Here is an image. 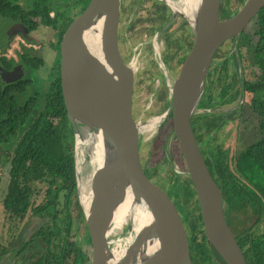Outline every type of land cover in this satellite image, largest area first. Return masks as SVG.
Wrapping results in <instances>:
<instances>
[{"label":"water","instance_id":"95a60500","mask_svg":"<svg viewBox=\"0 0 264 264\" xmlns=\"http://www.w3.org/2000/svg\"><path fill=\"white\" fill-rule=\"evenodd\" d=\"M162 1L173 17L183 16L188 36L179 44L176 71L166 83L168 104L146 123L135 115V69L120 47L122 0H89L61 36L60 85L74 134V150L84 142V151L90 158L94 143L98 142L94 136H98L102 152L101 162L90 166L89 191L83 192L89 198L86 206L82 192L79 195L89 237L88 264H192L187 231L171 180L160 176L140 155V131L156 118L160 122L170 119L177 175L188 182L207 243L225 264H254L253 257L246 258L238 232L227 222L222 191L207 167L191 120L215 52L225 41L240 36L264 7V0H240L233 10L222 0H197L190 17L169 1ZM15 31H9L6 38ZM87 33L97 38L96 54L86 42ZM22 74L19 66L10 71L0 67L3 82ZM74 156L78 189V161L75 153ZM127 195L149 217L124 251L118 253L111 245L109 233L114 215Z\"/></svg>","mask_w":264,"mask_h":264},{"label":"trees","instance_id":"16d2710c","mask_svg":"<svg viewBox=\"0 0 264 264\" xmlns=\"http://www.w3.org/2000/svg\"><path fill=\"white\" fill-rule=\"evenodd\" d=\"M72 1L83 7L89 2ZM134 4L133 1L130 5L133 10ZM48 11V7L39 2L22 5L18 0H0V33L3 32L1 31L3 27L7 28L14 22L30 25V28L34 29L39 23L32 19L34 17H46L52 22ZM69 20L63 21V25L58 29L56 48H59L61 36ZM253 36L258 38L253 48L251 77L246 79L242 73L240 75L235 72L234 89L227 92L224 89L226 85L222 88L223 92L220 95L226 93L224 99L217 100L213 91L209 89L204 91L191 120L207 167L222 191L224 211L231 228H234L232 218L235 220V216L239 219L240 216L246 215V208L252 207L254 210L257 208L260 211L264 209V7L240 34V39L235 45V53L231 55L235 62L236 57L240 58V40L250 42ZM1 43L0 50H4L6 43ZM17 56L26 71L25 75L13 81L0 82V164L7 173L1 202L7 222L11 225V221L21 222L28 214L44 220V223L22 242L18 250L35 246L29 259L37 258L31 264H88L89 250L82 248L78 240H69L74 222L67 211V205L63 203L75 189L76 177L74 134L66 116L58 63L52 68L51 78L43 89L28 75L31 70L35 71L42 66V58L32 56L26 48L17 51ZM0 64L11 68L15 60L12 57L0 56ZM236 83L238 85L235 87ZM247 92L251 94L248 106L261 119L258 128L260 136L238 151L234 158L235 169L232 170L227 162L226 152L220 146L216 148L209 146L223 114L214 111L200 113L196 110L212 107L216 100L220 106H230L227 112L230 110L232 112L227 115L233 114L239 119L238 113ZM161 98L164 100L165 108L168 104L166 90L161 94ZM238 98L239 102L233 104ZM170 133L171 122L167 118L153 139L158 143L159 150H164L165 153L168 151L169 155L172 152L171 148H167L166 140ZM151 162L148 160L156 169V164L159 163ZM171 187L183 216L192 264H225L205 239L191 200L188 182L176 176ZM41 191L43 197L35 205L34 198ZM79 215L80 221H84L81 208ZM248 230L247 227H243L237 233L238 242L246 258L253 257L254 264H264V232L253 239ZM85 233V240L89 243L87 229ZM38 237L41 243L46 244L42 250L38 248L40 244ZM7 251L0 244V262Z\"/></svg>","mask_w":264,"mask_h":264},{"label":"rangeland","instance_id":"374dc122","mask_svg":"<svg viewBox=\"0 0 264 264\" xmlns=\"http://www.w3.org/2000/svg\"><path fill=\"white\" fill-rule=\"evenodd\" d=\"M37 1H39L40 4H46L48 7L50 6L49 16H53V18L55 14H57L58 16L62 14V16H67L64 10H61L62 14H60V12L57 13L55 8L60 9L66 5L64 3L60 4L55 0H18V3L22 5H30ZM239 1L240 0H222V3L225 4L227 8L229 7L230 10H233L240 4ZM122 2H124L125 6L128 4V0H122ZM71 6H73V8L71 7V11L69 10L70 15L79 8L78 4H72ZM152 7L153 5L151 6V2L145 1L142 4V7L135 11L132 16L130 14L132 13L133 9L131 6L128 5L127 9L123 12L119 24V26L123 28L124 22H126L131 17L134 19L133 23L131 24V28L125 29L126 32L124 31L125 34L122 35V39L120 40V47L125 59L133 65L134 69L136 68L133 96L134 111L136 110L135 115L143 123H146L148 119L161 114L165 110V108L163 107L164 100L161 98V94L166 90L168 97V87L166 83L171 81L172 76L176 71V60L178 58L179 52L181 51L179 49V44H181L182 41H186V38L188 36V27L186 29H183L181 32H176L175 34L179 37V40H176L174 43L176 36L172 37L173 40L170 42V46L168 49L169 52L168 54L164 55L165 51H167V49L165 48L166 45L162 41L163 38L161 36H158L157 32L158 26L161 24L162 20L159 21L158 19H156L155 13H149V10H151ZM39 21V27L33 33L37 41L28 42L22 39L20 36L16 35L5 46L4 50H0V55L15 57L16 52L21 49L22 45L25 47H37L40 45L41 47H43L41 48L42 51H40V54L44 58V64L41 68L34 72L33 76L41 80L42 87L44 88L48 83L47 81H49L51 78V75H47L51 67L53 51L48 50L46 44L49 40L52 39L54 26L53 23L49 22L46 17H40ZM176 25L177 22L173 25V27H171L170 30H173ZM5 28L6 27H3L2 29ZM248 31L249 30H247V32ZM257 38V36H253L250 42H244L243 39L240 40V67L238 65L231 67L229 65L230 61H227L229 63L223 64V66H220V69L217 70L219 71V73H217L215 78L217 76L220 77H217V80H214L215 85H213L211 88H208L209 90L213 91L215 97H217V100L225 98L226 93L220 95V93L223 92L222 88L225 85L226 87L224 89H226L227 92H231L234 89L233 78L235 72H238L240 75L242 73L243 77L246 79L251 77L253 48L257 41ZM232 46V42L227 41L222 45L221 50L229 52L232 50ZM222 60L223 58L219 55L217 58V63ZM226 60L227 59L225 58V61ZM37 83H40V81H37ZM237 85L238 83L235 84V87ZM204 91H207V86ZM250 96V93H245V98H243L242 100L243 104L241 110L238 113L240 118L231 121L230 123H226L221 127V129L217 133L218 139L216 141L217 143L222 145L223 149L227 150V162L232 170L235 169L234 158L237 155L238 151L242 149L246 144L252 142L254 139L258 138V136H260L258 128L261 119L248 106L250 102ZM239 100L240 98L236 99L233 104L238 103ZM217 102L218 101L215 100L214 105L209 108L215 107L217 109V112L220 111L221 114H223L224 111L226 112V110L230 108L229 105L220 106L217 104ZM163 122H160L155 125L154 128L150 131H140V155H142L141 158L143 161L148 160V157L150 155V158L153 159L154 163H159L156 164V170H158V168L160 169V171L158 170L157 173L160 176L166 174L168 178L173 180L176 179L178 173H176L177 157L175 155L176 150L174 147V141L172 139V136L169 135L166 140L167 148H171V155H169L168 151H166V153L164 152V150L160 151L157 147L158 143L153 141L154 137L156 136L159 130L160 125ZM151 150L152 154L150 152ZM84 155L86 156L85 163L82 166H79L77 162V183L79 190L76 186V189H74L70 193L66 201L63 200V203L67 205V211L69 212L71 219L74 222L71 232V237H74H70L69 240L76 239L79 241L80 246H83L89 250V246L86 245L83 239L86 230L84 226L85 223L84 221H80L79 218V195L82 192L80 184H83L85 186V182H87L90 177V166L87 163L88 155L86 152L84 153ZM6 180V170L0 164V244L2 247H5L8 250L6 255L3 256L0 264H31V262L37 258L34 257L33 260L29 259V256L32 254L33 251L32 249L35 246H32L31 248H26L25 250L21 251L18 250L20 249L22 242L27 240V238L32 234V232L44 223V220L41 217L32 216V214H28L21 222L11 221L12 225L7 222L8 220L6 218V213L3 209L1 202L3 198V189L5 188ZM42 197L43 192L41 191L34 198L35 205L41 201ZM60 201L62 203V196H60ZM58 207L60 208L61 204L58 205ZM245 212L247 214L242 217L240 216L239 219H237L236 216L235 220H233L232 218L234 231L240 232L243 227L250 226L256 220L257 212L254 210V208L248 207L246 208ZM129 224L130 222L129 220H127L125 223L122 224L120 228H113V226L111 225L109 240L111 241L112 246H115L117 240H125L127 237L134 235L133 231L127 228ZM38 242L40 243L38 246L39 249L42 250L46 247L45 242L41 243L39 237ZM123 246L124 245L122 244V247Z\"/></svg>","mask_w":264,"mask_h":264},{"label":"flooded vegetation","instance_id":"af4514ba","mask_svg":"<svg viewBox=\"0 0 264 264\" xmlns=\"http://www.w3.org/2000/svg\"><path fill=\"white\" fill-rule=\"evenodd\" d=\"M29 1V0H28ZM56 2H59L60 4L61 3H64L66 6H64L63 8H60V9H57V8H55V10L57 11V13H59L60 12V14H62L61 13V10L63 11H65V13H66V15L67 16H62V15H57V14H55L54 15V18H53V16H49L50 15V13H49V17H50V19L52 20V22L51 23H53V29H54V32H53V35H52V39L51 40H49L48 42H47V44H46V47L48 48V50H50V51H53V57H52V59H51V67H50V69H49V72H48V75L47 76H49V75H51V72H52V68L54 67H56L57 66V63H58V70H59V66H60V50H59V48H60V42H59V48H56V40H57V34H58V29L59 28H61V26L63 25V21H68L69 19V21H71V19L75 16V15H77L80 11H82L85 7H83L81 4H78V9L75 11V12H73L71 15H70V11H71V7L73 8V6H71L72 4H77L76 2L75 3H73V2H71L72 0H55ZM135 2V4H134V10L132 11V13L130 14V15H132L133 16V13L135 12V11H137L138 9H140L141 7H142V4L145 2V1H149V2H151V6L153 5V7H152V9L151 10H149V13L150 14H152V12L153 13H155V16H156V19H158L159 21H161L162 20V22H161V24L158 26V29H157V32H158V36H161L163 39H162V41H163V43H165V45H166V49H167V51H165V53H164V55L165 54H168V49H169V46H170V42L173 40L172 39V37H174V36H176V32H181L183 29H186L187 27H188V24H187V22L185 21V19L183 18V16H181V15H175L174 17H173V15H172V12H171V10H170V8L168 7V5H166L162 0H128V4L125 6L124 5V2H122V5H121V14H120V19L122 18V15H123V12L127 9V6L129 5H131V3L132 2ZM167 1H169V2H176V0H167ZM37 2H39V1H37ZM45 6H47L46 4H45ZM48 7V6H47ZM50 7V6H49ZM49 7H48V10H49ZM126 7V8H125ZM77 8V7H76ZM67 11H66V10ZM70 10V11H69ZM49 12V11H48ZM39 18L40 17H34V18H32V19H34L35 21H37V22H39L40 23V21H39ZM38 19V20H37ZM133 21H134V19L131 17L130 19H128L126 22H124V25H123V28L121 27L120 28V26H119V39L121 40L122 39V35H124L125 34V32H126V30L125 29H130L131 28V24L133 23ZM177 22V25H176V27H174V29L173 30H170L171 29V27H173V25L175 24ZM39 23H38V25L36 26V28H34V29H31L30 27V25H26V24H22L21 22H14L13 24H11L10 26H8L7 27V29H2L1 31H3V32H1L0 33V44H2L1 42H5L6 43V45L9 43V41L11 40V39H13L14 38V36H16V35H18V36H20L22 39H24V40H26V41H28V42H32V41H37V39H35V36H34V32H35V30L39 27ZM69 24V23H68ZM127 24V25H126ZM67 27V26H66ZM65 27V28H66ZM11 30H17V31H15L14 33H12V35H9V36H7V38H6V35H8V32L9 31H11ZM20 30H23V31H20ZM65 30V29H64ZM25 31V32H24ZM125 31V32H124ZM169 31H171V32H169ZM6 33V34H5ZM54 38V39H53ZM61 40V39H60ZM176 40H179V37L178 36H176V38H175V40H174V43H175V41ZM238 40H239V37L235 40V39H233V38H231V39H229V40H227V41H231L232 42V50L231 51H229V52H227V51H222L221 49H222V45L224 44V43H226L227 41H225L218 49H217V51L215 52V54H214V57H213V59H212V63H211V65H210V68H209V71H208V74H207V76H206V82H205V88H204V90L206 89V86H207V90H208V88H211L213 85H215V82H214V80L216 79L217 80V77L215 78V76L217 75V73H219V71H217L218 69H220V66L222 67L223 66V64H226V63H229V62H227V61H230V66L232 67H234L235 65H238L239 67H240V65H239V63H237L238 62V60H239V58L238 57H236V61L237 62H235V58H233V56H231V55H233V53H235V51L233 50V49H235V45L237 44V42H238ZM161 41V42H162ZM21 48H26V49H28V51L31 53V55L32 56H37V57H41L42 58V60H43V64H44V58L42 57V55L40 54V51H42L41 50V48H43V47H41L40 45L39 46H37V47H25V46H21ZM21 50V49H20ZM20 50H18V51H20ZM221 56L222 58H223V60L222 61H220V62H218L217 63V58H218V56ZM236 56L238 55L237 54V52H236V54H235ZM0 56H5V55H0ZM5 57H7V58H9V57H12V56H5ZM12 58H14V60H15V64L13 65V66H11V68H6V67H4V66H2L1 64H0V67L1 68H3V69H5V70H7V71H10V70H12L14 67H17V66H19L21 69H22V71H23V74H22V76L20 77V78H22L24 75H25V73H26V71H25V69L23 68V66L21 65V63H19V57L17 56V52H16V56L15 57H12ZM225 58L227 59L226 61H225ZM43 64H42V66H43ZM165 64H167V63H165ZM218 64V65H217ZM41 66V67H42ZM40 67V68H41ZM218 67V68H217ZM38 70V69H37ZM36 71V70H35ZM34 70H31L30 72H28L29 74V76H31V77H33L34 78V80H36V81H40V86L42 87V82H41V80H39V79H37L36 77H34L33 75H34V72H35ZM3 80V78H0V82H3L2 81ZM46 80H47V78H46ZM47 82H49V81H47ZM47 85V84H46ZM46 87V86H45ZM44 87V88H45ZM43 88V87H42ZM43 88V89H44ZM204 93V92H203ZM235 106V105H234ZM234 106H232L233 108H235ZM196 109V108H195ZM229 110V109H228ZM228 110H226V112L224 111V113H223V116H221V118H222V120H221V122L219 123V126H218V129L216 128V130L213 132V135H212V139H211V141H210V143H209V146L211 147V148H216L217 146H220V148L224 151V152H226V155H227V150H225V149H223L222 148V145L221 144H219V143H217V139H218V135H217V133H218V131L221 129V127L223 126V125H225L226 123H230L231 121H234V120H236V119H238V117H234V115L232 114V116H229V115H227V114H229L230 112H232L231 110L229 111V112H227ZM197 112H200V113H206V112H212V111H214V112H216L217 113V109L215 108V107H213V108H201V109H197L196 110ZM219 113H220V111H219ZM229 117V118H228ZM140 136V135H139ZM140 143H141V139H140V137H139V145H140ZM151 152V154H152V150L150 151ZM74 153L77 155V159H80L79 160V162H78V165L79 166H82L84 163H85V161H86V156H84L82 159H81V154H80V150H77L76 152H75V150H74ZM85 153V152H84ZM149 159L148 160H150V161H152L151 163L152 164H155L154 163V161H153V159L152 158H150V155H149V157H148ZM147 160V161H148ZM74 161H75V156H74ZM158 170L160 171V169L158 168ZM157 170V171H158ZM177 171V170H176ZM177 173V172H176ZM164 179H167L168 181H170L171 183H172V179H170V178H168L167 176H166V174H163V176H162ZM76 186H77V184H75V189H76ZM255 211L257 212V217H256V220L253 222V224H251L250 226H248L247 228L249 229L248 230V233H249V235H250V237L251 238H253V239H256L257 238V236L258 235H261V234H263V232H264V209L263 210H257V208H255ZM129 220V222H130V219H128ZM127 228L128 229H131V222H130V224L127 226ZM238 233H239V231H238ZM88 234V233H87ZM85 236H86V233H85V235H84V241H85V243H86V245H88L89 243L85 240ZM120 245V246H122V244L123 245H125V240H117V242L115 243V245ZM89 246V245H88ZM82 248H84L85 249V247H83V246H81Z\"/></svg>","mask_w":264,"mask_h":264},{"label":"bare ground","instance_id":"6f19581e","mask_svg":"<svg viewBox=\"0 0 264 264\" xmlns=\"http://www.w3.org/2000/svg\"><path fill=\"white\" fill-rule=\"evenodd\" d=\"M196 1L197 0H177L176 2L173 1V2H170V3L176 9H178L180 12H182L185 15H187V16L190 17L191 16V10L193 9ZM85 37H86V42H87L89 48L96 54L98 52V48H99L98 47V42H97L96 36L93 33H91V34H88L87 33ZM149 48H150V46H149ZM153 104H155V103H153ZM159 122L160 121L158 120V118H156V119L153 120V122L149 123L148 125L143 126L142 129H141V131H150ZM94 138H96V140H98V142L97 143H94V148H93L94 150H92V152H91V157L90 158L87 157V163L89 164V166H94L97 163H100L101 162V158H102L101 145H100V142H99V138H98V136H94ZM80 144L81 145H79L80 147L78 148V150H80V154L82 155L81 156V159H82L85 156L84 155V150L85 149L83 148L85 143L83 142V143H80ZM79 160L80 159H78V162H79ZM87 182L89 184V181H87ZM87 182H85V186L83 184H80V188H81L82 192H84L86 189L88 190V187H87L88 184H87ZM86 198L89 199L87 196L84 197V193H82V200H83V203L85 204V206L88 203V200L86 201ZM148 217H149L148 212H146L143 207L138 206V205H135L133 203V201H132L131 196L130 195H127L125 197V200L118 207V209H117V211H116V213L114 215L113 222H112V226H113V228L114 227L115 228H120L123 223H125L128 219H130V222H131V230L133 231V233H135L139 229V227L142 224V222L145 219H147ZM132 238H133V236L127 237L125 239V245L123 247L120 246L119 244L118 245H115V247L118 249V253H122L124 251L126 245L132 240Z\"/></svg>","mask_w":264,"mask_h":264}]
</instances>
